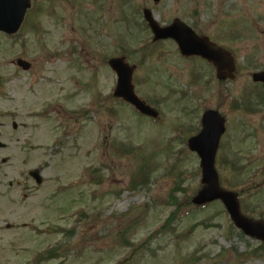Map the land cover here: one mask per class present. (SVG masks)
I'll list each match as a JSON object with an SVG mask.
<instances>
[{
    "label": "rangeland",
    "instance_id": "rangeland-1",
    "mask_svg": "<svg viewBox=\"0 0 264 264\" xmlns=\"http://www.w3.org/2000/svg\"><path fill=\"white\" fill-rule=\"evenodd\" d=\"M32 1L30 21L21 31L13 37L0 33V142L6 144L0 146V164L3 158L8 159L0 172V264H34L36 254L46 245L67 242L65 232L43 229L57 225L74 228L73 247L67 249L66 257L48 264H113L128 257L131 249L125 246L120 228L126 227L127 237L136 244L143 242L172 212V193L184 198L193 196L199 188L201 174L195 170L200 160L196 154L182 151L185 146L181 133H174L173 129L180 123L189 131L197 128L196 110L191 116L183 109L186 104L194 107L189 102L196 104L190 98L193 95L203 98V105L226 112L229 130L221 152L228 160L238 148H242L243 155L249 153L251 139L243 136L252 131L251 127L257 128L260 151L264 152V109L249 116L241 115V111L228 112L217 81L190 80L194 66L209 80L210 67L180 59L173 42L160 43L137 71L141 93L158 102L160 125L136 116L118 101L107 102L108 107L95 102L97 90H102L104 96L110 94L115 81L111 78L113 71L103 63L99 74L92 77V70L85 69L86 65L99 63L95 59L98 50L113 55L121 52L122 44L131 51L145 44L148 32L133 25L142 23V8L149 6L161 23L182 18L197 32L234 48L242 67L234 82L226 83L225 88L231 95L241 97L247 87L254 85L252 73L264 70V0H162L158 5L151 0ZM229 32L235 38L227 36ZM18 57L32 63L29 71L13 63ZM132 57L137 62L141 52ZM79 59L84 63L80 68ZM181 80L191 86L184 101L181 93L173 92ZM80 107L88 108V118L101 120L96 124L102 125L82 127L75 135L70 129L76 126ZM44 110H53L49 115L52 118L42 119ZM10 116L16 119L18 130H13ZM61 121L66 123L70 135ZM241 132L242 145L238 143ZM93 139L97 148H90ZM121 139L132 141L135 147L143 144L144 149L134 151L131 146H124L122 150L135 155L132 161H125L116 147ZM59 141L65 143L59 144L62 148L57 154L51 147L56 148ZM143 160L147 162L141 173ZM40 165L46 166V182L23 205L15 180L22 171ZM93 167L100 169L99 178L90 177L86 184L76 186L75 180L83 175L80 173ZM218 168L231 186L250 180L248 173L238 174L231 168L220 170L219 165ZM147 172L150 175L145 182L139 181L137 188L130 189L132 182L139 180L140 175L145 178ZM252 179L249 185L262 182L264 176ZM63 184L68 192L55 195ZM251 197L245 199L246 210L250 199L255 201L258 196ZM260 200L262 208H255L252 215L260 216L261 212L264 217V191H260ZM218 209V204L202 210L189 206L185 216L176 217L162 234L146 244V254L137 252L130 264H264L263 257L239 255L260 242L236 228L230 232L226 215L218 213L206 221ZM130 210L129 219L125 214ZM8 222L14 226L27 222L30 227L7 229ZM213 222L219 225L212 226ZM194 255L200 259H193Z\"/></svg>",
    "mask_w": 264,
    "mask_h": 264
},
{
    "label": "water",
    "instance_id": "water-1",
    "mask_svg": "<svg viewBox=\"0 0 264 264\" xmlns=\"http://www.w3.org/2000/svg\"><path fill=\"white\" fill-rule=\"evenodd\" d=\"M28 1L29 0H0V27L8 32L16 31L20 25L23 13L29 4ZM10 6H12V8H10ZM149 19L154 31L159 36H174L184 53L202 54L213 60L219 68L221 73L220 77L224 78L228 73L234 70L232 58L228 52L216 47L206 38L197 36L186 26L183 25V28L179 25L180 23H178V21L172 26L161 29L151 17ZM20 62L23 64L22 61ZM116 68L119 71H124V68L120 64L116 65ZM255 79L264 81V72L255 74ZM120 81L123 87L128 85V92L124 95L126 99L135 103L137 108L141 111L147 113L152 112L149 107L140 101L134 94L133 86L131 85V73H129V76L128 74L123 75ZM223 124L224 119L221 116L215 112H209L205 116V127L203 132L197 138L191 140L190 145L192 148L197 149L202 156L204 181L208 183L204 196L198 198L196 201L201 203L216 197L224 198L231 208L236 221L240 224L242 223V217L240 215L237 201L233 195H229L219 189L218 176L214 169V156L218 139L223 131Z\"/></svg>",
    "mask_w": 264,
    "mask_h": 264
}]
</instances>
